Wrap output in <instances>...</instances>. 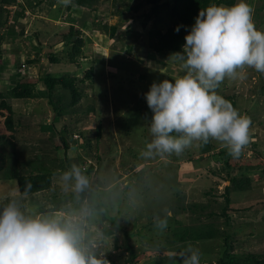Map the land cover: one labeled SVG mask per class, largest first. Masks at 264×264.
Returning a JSON list of instances; mask_svg holds the SVG:
<instances>
[{"label":"rangeland","instance_id":"1","mask_svg":"<svg viewBox=\"0 0 264 264\" xmlns=\"http://www.w3.org/2000/svg\"><path fill=\"white\" fill-rule=\"evenodd\" d=\"M248 3L253 9L255 27L264 31V0H248ZM43 6L41 10L9 7V12H17L19 18L15 23L10 22L9 29L15 33L6 35L1 44L0 92L10 102L13 121L18 124L10 132L4 127V117L0 116V202L6 203L9 198L18 197L23 208L29 212H48L53 207L56 212L73 209L74 204H81L82 199H78L79 196H75L70 187L61 186L59 174L68 170L73 163L84 169L90 161L96 170L87 174L91 189L95 191L93 197L97 196V201L104 203V207L113 208L110 211L108 209V215H115L116 222L121 225L116 228L112 221L101 220V214L96 211L88 229L90 235L94 231L102 234L98 240L99 250L105 252L104 258L109 264H126L131 253L137 258L132 264H180L181 258L174 255L186 249L181 243L172 244V249L179 247L177 250H160V245L171 244V239L163 234L168 225L166 229L159 230L154 226L153 218L156 215L164 217L166 213H170L167 216L168 224L173 223V218L183 225L214 222L211 228L213 237L194 246L200 252V264L213 263L221 256L223 236L227 233L231 234L233 252L264 255V95L258 94L260 86L264 85V73L245 66L237 70L244 76L243 79L239 75L235 78L225 77L216 89L222 97L237 93V110L254 119L249 143L238 158L230 156L232 168L228 174L222 169V161L211 157L221 148L226 149L216 140L215 148L209 153L200 154L198 141H193L179 154L144 158L140 152L151 140V110L144 93L153 82L183 74L172 54L160 58L148 52L145 30L139 17L147 7L141 8L135 14L136 20L129 24L138 32L133 42L135 48L129 53L116 40L108 38L107 43L101 44L93 38L91 30H83L85 46L82 64L76 68L75 64L61 63L54 66L47 61V53L59 56L55 48L62 45L58 43L48 47L47 43L54 37L53 34L67 29L69 23L79 28L84 20L118 24V17L110 14L105 16L103 8H109L106 2L98 5L100 10L96 18L91 12L84 11L81 16L69 20L60 0H46ZM39 18H43V22ZM129 22L130 19L125 21L119 31ZM43 23L50 24L48 28L51 36L42 37L40 43L38 39H33L35 46H32L25 35L43 29ZM151 26V22L146 24L147 29ZM21 29L23 35L18 36L16 33ZM38 50L39 65H25L27 69L18 71L20 73H15L11 68L9 71L1 69V66L5 68L1 60L6 56L9 60L7 64H15L24 56H33ZM153 58L162 59L159 65L161 69L154 68L148 62ZM94 60L102 64V69H94L93 88H85L86 94L93 100L81 98L78 103L79 106L81 103V106L93 104L94 112L87 115L63 114L54 120L52 105L46 97L18 100L12 98L7 89L9 84L22 76H38L40 70H50L55 75L73 73L81 78ZM1 79H5L6 83L1 84ZM84 84L88 85V80ZM97 125L100 127L99 139H96L95 134ZM60 138L69 143L68 149L63 148ZM13 154L18 159V173H38L43 169L51 173L56 197L49 196L51 190L21 195L16 181L8 179L5 172L11 168ZM95 156H98L97 161ZM244 158L248 160L243 161ZM250 162L257 168L243 173L245 178L251 179L249 188L229 194L231 221L228 225L224 223L220 212L223 189L229 184L226 177L241 172L238 163ZM83 199L89 202V198ZM211 212L213 215H210ZM107 229L114 233L106 235L104 232Z\"/></svg>","mask_w":264,"mask_h":264},{"label":"clouds","instance_id":"2","mask_svg":"<svg viewBox=\"0 0 264 264\" xmlns=\"http://www.w3.org/2000/svg\"><path fill=\"white\" fill-rule=\"evenodd\" d=\"M64 5L70 0H60ZM248 0L201 9L184 35L182 51L171 56L183 74L150 84L144 93L150 142L144 158L179 154L193 141L214 139L238 158L249 143L251 119L240 113L216 89L225 77L241 79L245 66L264 73V31L252 21ZM175 31H180L176 26ZM61 186L77 194L89 189L90 179L77 164L59 174ZM32 187L26 182L25 190ZM96 210L84 201L79 209L29 212L18 197L0 202V264H109L99 250L100 233L88 229ZM170 213L156 215L154 226L167 227ZM174 256L180 264H200L199 250L189 244ZM172 256V257H174ZM171 258V257H170Z\"/></svg>","mask_w":264,"mask_h":264},{"label":"trees","instance_id":"3","mask_svg":"<svg viewBox=\"0 0 264 264\" xmlns=\"http://www.w3.org/2000/svg\"><path fill=\"white\" fill-rule=\"evenodd\" d=\"M45 2L46 0H0V59L3 58L1 44L3 43L5 36L15 33L14 30H10V22L15 23L19 18L17 12H9L11 10L9 7L17 6L18 8H29L31 10L37 8L41 10L43 9ZM104 2L109 4V8L108 6L106 9L103 8L105 16H108L109 14L116 15L118 17L119 23L110 25L107 24L106 21L102 20H98L96 23L94 19L84 20L79 28H77L72 23H69L67 29H62L53 34L54 40H52V37L49 39V43H47L48 47H54L58 43L62 44L61 46L55 48V50L59 52V56L53 54L52 52L47 53L46 59L49 63L54 66L61 63H66L75 64L76 68L80 67L82 64L81 59L83 58V48L85 46V40L82 35L83 30H91L93 38L101 44L107 43L108 38L114 39L119 44L121 43L123 48L126 49L125 51L129 53L131 50H134L135 47L133 42H135L138 37V32L130 27L129 24L133 20H136L135 14L138 13V11L144 6L147 7V10L142 12L139 17H141L140 23L146 34V48H148V52L152 55L163 58L167 55L173 54L174 52L182 51L181 45L184 43V35L188 28H190V26L194 23V18L201 9H204L213 3L230 6L234 3V0H70V3L64 5V12L67 14V20L74 16H81L84 11L91 12L93 17L96 18L97 13L100 10L98 5ZM50 5L51 3L49 4V7H51ZM39 19L40 22H43V18ZM128 19H130V22L125 28L122 29V31H119L120 26ZM149 22L152 23V26L147 29L146 24ZM43 24V29L35 30L34 33L25 35V38L32 46H35L33 39H38L40 43L42 37L45 38L46 36H51V31L48 28L50 24ZM176 26H180L179 32L174 30ZM98 30H101L102 32H97ZM117 31L119 32L118 34H116ZM16 34L18 36H22L23 29H21ZM51 40L53 42H51ZM39 52L40 50L36 51L33 56H24L22 60H18L15 64H7L9 60L8 56H6L7 58L5 57L3 60H1V63H3L5 68L1 66V69H7V71H9L8 69L11 68V70L15 73H20L18 71L27 69L25 65H39ZM160 58H153L148 60V62L152 66H155L154 68H160V62H163ZM96 68L102 69V64L95 62V60L93 63L91 61V64L84 70L83 77L81 78L73 73L55 75L50 70H40L38 76L31 78L30 76H22L14 83L9 84L7 89L11 94V97L18 100L46 97L50 105H52L54 111L52 119L54 120L59 119L63 114H71L72 116L87 115L88 113L94 112L95 107L93 104L81 106V103L79 106L78 103L81 98H89L90 100H93L91 96L86 94L85 88H93V75L94 69ZM103 76L106 78L104 74ZM85 79L88 80V85L84 84V81H86ZM1 81V84L6 83L5 79H1ZM83 84L84 86L82 87ZM236 94L231 93L223 97L231 102L234 108H236L237 102ZM258 94L262 96L264 95V85L260 86V91ZM97 96L98 94L96 95V98ZM6 99L7 98L4 97L3 92H0V116L4 117V127L6 130L12 132L15 124H18V122L14 123L13 108L11 107L10 102H8ZM246 115L250 117L251 124H253V116L249 114ZM258 124H261V122H258ZM95 131L96 139H99V125H97ZM250 133H252L251 126L249 134ZM60 139L63 142V148L68 149L69 143L63 138ZM198 148L200 154L209 153L215 148L214 139H210L207 144H202L198 141ZM225 151H227V149L221 148L216 154H211V157L214 159H220L223 164L222 169H224L226 174H228L232 168L229 160L231 155L228 153V151L226 152L227 155H225ZM97 158L98 156H95L96 161L98 160ZM242 160H248V158H244ZM82 163L83 161L80 163V165H82ZM17 164L18 159L13 154L11 168L10 170H5V172H7L8 179H14L16 181L18 191L21 195L37 194L51 190L49 196L51 198L56 197V192L53 191V178L51 173L45 172L42 167L39 170L41 171L43 169L42 172H29L27 174H20L18 173ZM237 165L238 168L241 169V172L234 176L226 177V180L229 181V184L224 186L222 194L223 203L220 206V212L224 217V223L228 225H230L231 221L229 214V211H231V201L229 196L230 192L245 191L248 189L251 179L245 178L243 173H247V171L251 172L257 168L251 162L238 163ZM94 168V164L89 161L87 167L82 170L84 171L85 175H87L92 170L95 172L96 170ZM26 182H30L32 185L31 189L27 191L25 190ZM94 192L95 191L91 189V186H89V189L86 191L79 194L74 192V195L79 196L78 199H82L83 202L84 197L89 198L88 204L98 211L99 214H101V220L108 219L112 221V224L116 228L121 227V225L116 222L117 218L115 215H108V209L110 211L113 208L110 209L106 205V207H104V203L101 201L98 202V197H93ZM82 201L80 202L81 204L83 203ZM81 204H74L73 209H79ZM50 210L55 211L56 209L53 207ZM263 214L264 212L262 215ZM210 215H213V213L211 212ZM172 221L173 223L169 222V224H167V230L163 232V234L167 235L169 240L171 239V241H169L171 244L164 243L160 245V250L162 251L166 250L171 252L177 250L179 247L175 249H172L171 247L172 244L177 242L181 243L180 245L184 248L188 246L186 244L189 242V244L194 247L196 246V243H200L201 241L203 243L204 241L213 237L211 228L214 222L183 225L175 218H173ZM104 233L106 235H112L114 232L110 229H107ZM92 234L95 236L97 233L94 231ZM230 236L231 234L229 235L228 233L223 236V249L221 256L215 262H210L209 264H264V255L260 256L250 252L243 255L233 252L234 246L232 245ZM143 250H145V248H143ZM136 260V256L131 253L130 257L125 262L126 264H132Z\"/></svg>","mask_w":264,"mask_h":264}]
</instances>
